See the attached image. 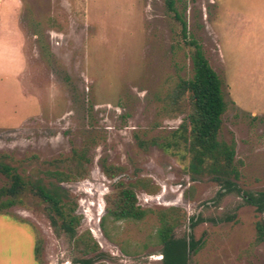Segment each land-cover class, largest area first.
I'll return each mask as SVG.
<instances>
[{"label":"rangeland","instance_id":"rangeland-1","mask_svg":"<svg viewBox=\"0 0 264 264\" xmlns=\"http://www.w3.org/2000/svg\"><path fill=\"white\" fill-rule=\"evenodd\" d=\"M177 1L224 81L219 139L235 144L240 192L216 205L219 185L191 179L183 148L138 143L137 136L169 143L182 118H161L162 99L179 76H191L164 0H0V153L27 176L75 172L73 149L86 153V175L63 186L78 203V234L90 232L107 264H162L158 212L171 207L199 221L176 229L199 245L190 264H264L257 241L264 213L244 200V192L264 193V0ZM104 164L124 171L109 179ZM140 179L150 180L148 189L137 186ZM119 181L134 188L143 220L106 216L105 197ZM153 186L160 190L149 192ZM82 258L36 201L0 214V264Z\"/></svg>","mask_w":264,"mask_h":264},{"label":"trees","instance_id":"trees-1","mask_svg":"<svg viewBox=\"0 0 264 264\" xmlns=\"http://www.w3.org/2000/svg\"><path fill=\"white\" fill-rule=\"evenodd\" d=\"M164 1L167 11L179 24L178 36L188 51L192 70L190 77L179 76L168 89L162 99L159 116L169 120L182 118V123L169 134L170 141L167 144L160 143L158 138L143 140L137 136V140L142 148H183L190 158L188 174L191 179L195 181L207 177L219 185L220 189L213 201L219 205L227 195L240 192L238 181L241 178L235 144L219 139L227 106L223 92L224 81L212 68L201 42L190 34L185 10H179L177 0ZM11 159L9 154L0 153V175L6 180V184L0 187V214L7 215V211L13 207H28L29 200L36 201L44 206V212L56 234L69 238L74 248L85 257L76 261V264H107V254L100 251L99 244L90 232L78 234L82 222V217L76 212L78 203L63 186L65 183L79 181L86 175L85 165L89 162L86 153L73 149L71 159L77 165L75 172L59 169L44 172L35 170L28 176L21 174ZM123 171L122 167L104 164V173L109 179H117ZM40 174L45 178H41ZM147 183H150L149 179H140L137 186L146 190ZM159 190L158 186H153L148 191L156 193ZM244 193L245 202L264 213V193H259L258 196ZM105 203L106 216L116 221H141L147 215V211L138 205L134 188L122 181L115 184L114 191L105 197ZM158 218L162 264H190L191 256L200 249L199 245L191 232L186 237L178 238L176 229L188 220L192 230L199 221L188 218L185 211L178 207L160 210ZM104 220L102 218V225ZM257 241L264 242V223L257 225ZM35 255L40 262V239ZM89 255L92 256L87 257Z\"/></svg>","mask_w":264,"mask_h":264},{"label":"bare ground","instance_id":"bare-ground-1","mask_svg":"<svg viewBox=\"0 0 264 264\" xmlns=\"http://www.w3.org/2000/svg\"><path fill=\"white\" fill-rule=\"evenodd\" d=\"M94 234L98 237V235H97V232L96 231H94Z\"/></svg>","mask_w":264,"mask_h":264}]
</instances>
